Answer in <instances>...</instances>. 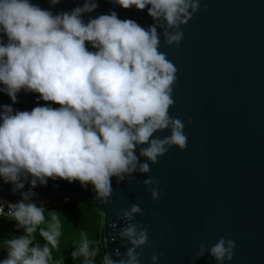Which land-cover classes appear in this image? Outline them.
Here are the masks:
<instances>
[{"label": "clouds", "instance_id": "obj_1", "mask_svg": "<svg viewBox=\"0 0 264 264\" xmlns=\"http://www.w3.org/2000/svg\"><path fill=\"white\" fill-rule=\"evenodd\" d=\"M106 2L146 10L152 23L120 19L113 9L93 16L98 0L56 12L51 7L61 0H48V8L33 0H0V93L11 101L0 104V181L21 196L16 203L0 199V218L21 232L0 239L5 253L0 264H61L52 255L59 248L61 222L34 202L38 185L77 181L82 188L91 186L94 200L110 203L113 179L132 182L134 173L148 174L150 164L171 148H187L184 129L193 121L170 114L177 68L160 51L161 37L178 49L183 26L206 6L202 9L201 0ZM21 92L34 95L37 103L30 110L14 109ZM140 183L153 202L164 196L159 179ZM137 215L143 211L135 203L121 210L129 221L118 233L127 242L123 254L117 249L113 259L106 252L98 262V249L81 234L71 258L79 264H141L152 242L148 226L132 222ZM235 248L233 239L221 236L210 246L201 242L196 258L208 255L215 264H230ZM159 257L153 253L150 264H159Z\"/></svg>", "mask_w": 264, "mask_h": 264}, {"label": "water", "instance_id": "obj_2", "mask_svg": "<svg viewBox=\"0 0 264 264\" xmlns=\"http://www.w3.org/2000/svg\"><path fill=\"white\" fill-rule=\"evenodd\" d=\"M33 2L49 7L48 0ZM78 3L82 0H61L51 10L69 11ZM98 5L91 15L113 9L120 19L152 23L146 10L106 0ZM205 6L183 26L178 49L161 37L160 51L177 68L170 114L193 121L184 129L187 148H171L159 163L150 164L148 174L134 173L132 182L113 179L110 203L94 200L91 186L82 188L77 181L49 180L33 189L37 204L91 202L102 214L104 248L113 259L115 250L123 254L127 244L118 235L129 223L121 210L135 203L143 215L132 222L146 224L152 242L141 264L161 252L159 264H215L211 256L196 258V253L201 242L210 246L221 236L236 242L230 264H264V0H201ZM10 103L0 93V104ZM36 103L33 94L21 92L13 107L30 110ZM148 177L160 181L164 196L158 202L140 183ZM10 189L0 181V198L18 202L20 194Z\"/></svg>", "mask_w": 264, "mask_h": 264}, {"label": "trees", "instance_id": "obj_3", "mask_svg": "<svg viewBox=\"0 0 264 264\" xmlns=\"http://www.w3.org/2000/svg\"><path fill=\"white\" fill-rule=\"evenodd\" d=\"M62 202L60 206L46 207L56 215L61 222L60 244L57 250H53V260L61 264H79L74 261L70 253L73 250V241L79 242L81 234L86 235L92 244L98 249L99 255L106 253L103 238V217L98 209L89 201L58 200ZM47 216V211H46ZM21 234L15 223L0 218V239H8ZM41 243L43 240L37 237ZM5 253L0 250V258H4Z\"/></svg>", "mask_w": 264, "mask_h": 264}, {"label": "built area", "instance_id": "obj_4", "mask_svg": "<svg viewBox=\"0 0 264 264\" xmlns=\"http://www.w3.org/2000/svg\"><path fill=\"white\" fill-rule=\"evenodd\" d=\"M0 199H2V198H0ZM5 200V199H4ZM53 203H55V202H57L56 204H52V206L54 205V206H60V205H62V202L61 201H58V200H54V201H52ZM49 204L50 203H48V204H43L44 205V207L46 208V207H49Z\"/></svg>", "mask_w": 264, "mask_h": 264}, {"label": "rangeland", "instance_id": "obj_5", "mask_svg": "<svg viewBox=\"0 0 264 264\" xmlns=\"http://www.w3.org/2000/svg\"><path fill=\"white\" fill-rule=\"evenodd\" d=\"M57 202H55V203H53V202H51L50 204H49V207H51L52 206V204H56Z\"/></svg>", "mask_w": 264, "mask_h": 264}]
</instances>
